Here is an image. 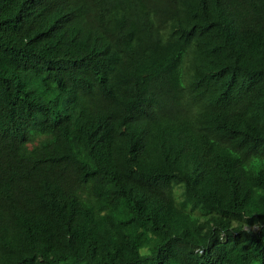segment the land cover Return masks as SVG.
I'll return each instance as SVG.
<instances>
[{
    "label": "trees",
    "instance_id": "obj_1",
    "mask_svg": "<svg viewBox=\"0 0 264 264\" xmlns=\"http://www.w3.org/2000/svg\"><path fill=\"white\" fill-rule=\"evenodd\" d=\"M0 264H264V0H0Z\"/></svg>",
    "mask_w": 264,
    "mask_h": 264
}]
</instances>
